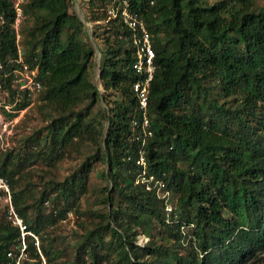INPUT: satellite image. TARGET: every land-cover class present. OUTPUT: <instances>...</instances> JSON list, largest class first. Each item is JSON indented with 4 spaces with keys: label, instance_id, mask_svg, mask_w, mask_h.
I'll return each mask as SVG.
<instances>
[{
    "label": "trees",
    "instance_id": "obj_1",
    "mask_svg": "<svg viewBox=\"0 0 264 264\" xmlns=\"http://www.w3.org/2000/svg\"><path fill=\"white\" fill-rule=\"evenodd\" d=\"M125 1L145 21L156 51L149 105L153 135L146 140L141 124H133L141 117L133 90L139 78L132 67L133 31L121 15L110 13ZM89 2L92 19L103 22L98 28L105 43L100 65L105 93L90 79L95 49L82 39L85 26L71 12V0H24L19 33L14 0H0V81L14 102V71L24 65L38 69L41 101L54 111L46 133L25 140L31 147L27 155L16 160L10 151L0 157V175L11 185L16 211L41 237L39 246L26 237L29 259L22 264H55L45 244L47 228L80 209L97 162L107 165V211L70 264H264V4ZM107 96L116 98L100 116L96 107ZM30 103L26 90L16 110ZM87 142L93 152L77 171L62 181L49 179L29 203L34 190L20 184V166L42 161L54 168ZM140 151L148 175L163 178L177 197L169 218L165 199L138 182ZM48 201L54 207L45 214ZM141 233L149 237L144 245L137 242ZM20 242L21 231L4 209L0 264Z\"/></svg>",
    "mask_w": 264,
    "mask_h": 264
},
{
    "label": "rangeland",
    "instance_id": "obj_2",
    "mask_svg": "<svg viewBox=\"0 0 264 264\" xmlns=\"http://www.w3.org/2000/svg\"><path fill=\"white\" fill-rule=\"evenodd\" d=\"M217 0H211L215 2ZM15 7L19 5L22 8L24 0H14ZM260 4H264V0H259ZM71 12L76 13L84 23L85 32L82 39L93 46L95 49V56L90 67V79L99 88L101 93H105L104 87L100 80V65L102 59L103 49L105 48L103 31L98 28L103 25V22H95L92 19L93 12L90 8L89 0H71ZM24 15L19 17L15 23L16 31L19 33ZM20 39V35L18 34ZM27 73L21 67L14 72L12 86L16 90L14 102L10 99V92L2 85L0 81V157H4L6 153L12 152L15 159H19L27 155L31 147L25 145V140L31 136H42L46 133V126L51 119L50 113L54 111L50 108H45L41 101L42 88L38 89L27 77ZM31 76V74H30ZM1 79V78H0ZM28 87H23L24 84ZM32 87V89L30 88ZM28 90V97L30 105L22 110H16V104L22 100L25 91ZM115 96H107L106 100L101 101L100 105L96 107V111L103 115V111L109 107L110 101L114 100ZM107 127V122L105 124ZM93 152V146L87 142L82 145L78 151H72L70 156H66L61 160L56 167L49 168L42 161L24 163L20 166V184L23 187L34 190V197L29 199V203H33L36 196L39 195L47 181L54 178L57 181H62L71 173L77 171L80 164L88 158ZM107 165L97 162L94 168L89 173L87 182V191L80 197V209L71 211L66 219L58 221L54 225H50L46 231L45 244L54 252L55 264H70L77 253V247L87 234L99 222V214L107 211V206L103 203L104 196L109 186L110 181L105 174ZM176 196L172 194V201H176ZM54 205L52 201L46 202L44 205L45 214H49ZM6 209L4 200L0 201V214ZM33 210V209H32ZM157 224V223H155ZM152 226L153 235L158 236L160 229ZM145 236L147 241L149 237L141 233L138 237V243L144 245L146 242H140L139 238ZM35 239V238H33ZM39 244L41 237L38 236ZM109 239V237L107 238ZM35 241H37L35 239ZM44 263H46L43 257ZM88 262V259L86 260Z\"/></svg>",
    "mask_w": 264,
    "mask_h": 264
},
{
    "label": "built area",
    "instance_id": "obj_3",
    "mask_svg": "<svg viewBox=\"0 0 264 264\" xmlns=\"http://www.w3.org/2000/svg\"><path fill=\"white\" fill-rule=\"evenodd\" d=\"M17 19L22 15V8L17 5ZM113 17L121 15L123 21L128 25V27L133 31V42L135 46V61L133 63V69L138 75V79L133 83V90L136 93L138 108L141 114L140 120H134V127L141 124L144 133L145 140L147 137L153 135L150 129L151 118L149 114L150 105V89L153 80L155 79V74L157 71L156 65V51L153 45V37L150 33L145 21L139 17L136 13L129 9L128 2H123L122 7L113 8L110 10ZM21 61V59H20ZM2 67V66H0ZM27 73V77L30 78L31 82L38 89L42 88V84L37 80L38 69L31 70L28 65L22 67ZM19 69H16V72ZM31 74V76H30ZM23 87H28L25 83ZM32 89V87H30ZM144 140V141H145ZM137 164L141 167V172L138 175V182L146 184L148 190L156 189L159 196L165 199V212L168 218L175 210V206L172 201V192L167 188V183L163 178L156 175H148V160L144 151H140V155L137 159ZM4 200L6 203V216L7 219L15 226L19 227L21 231V242L20 244L7 252V257L9 261L4 264H22L24 260L29 259V253L27 251V236H32L35 238L36 244L39 246L38 236L33 233L28 225L25 223L24 219L16 211L13 204L12 198V188L9 181L0 175V201ZM185 230V228L183 227ZM145 236L139 238L140 242H146Z\"/></svg>",
    "mask_w": 264,
    "mask_h": 264
}]
</instances>
